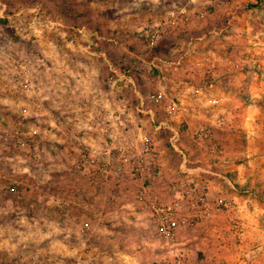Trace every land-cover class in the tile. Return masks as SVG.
Masks as SVG:
<instances>
[{"label":"rangeland","instance_id":"374dc122","mask_svg":"<svg viewBox=\"0 0 264 264\" xmlns=\"http://www.w3.org/2000/svg\"><path fill=\"white\" fill-rule=\"evenodd\" d=\"M177 7L188 19L171 24L170 34L156 44H147L143 34L154 19H166ZM196 15L201 17L196 20ZM205 55L216 58L217 75L211 78L193 68ZM259 55H264V0H0V264H75L95 258L96 264H115L112 256L121 259L127 236L131 246L126 247L138 254L133 246L145 234L154 236L155 226L147 203L137 196L139 181L153 195L161 193L160 201L172 200H167L170 187L182 177L160 186L150 163L159 138L168 148L176 131L177 143L186 142L181 135L189 128L175 114L184 101L197 98L189 87H207V95L217 98L219 69L249 70L251 57L255 61ZM23 75L28 90L15 88ZM158 90L162 98L151 101ZM213 103L207 106L212 113ZM159 121L167 128L156 129ZM217 125L193 122L198 133L227 132ZM129 146L135 154L127 160ZM182 147L181 154H171L177 165L183 156L193 162L207 157L204 148L188 154ZM86 153L95 165L85 163ZM140 159L141 175L134 168ZM109 167L113 171L100 170ZM132 173L139 181L126 192H113L117 186L111 184L92 195L91 181H116ZM252 176L264 184V171L255 168ZM253 186L241 191L255 192ZM258 189L264 197V188ZM133 214L139 216L127 234ZM225 222L221 215V226ZM260 222L264 226V214ZM107 228L115 233L105 234ZM231 243L233 250L221 259L235 258L241 242L232 238Z\"/></svg>","mask_w":264,"mask_h":264},{"label":"crops","instance_id":"0c3cea01","mask_svg":"<svg viewBox=\"0 0 264 264\" xmlns=\"http://www.w3.org/2000/svg\"><path fill=\"white\" fill-rule=\"evenodd\" d=\"M2 5L4 6V4ZM215 59L205 55L200 63L197 62L198 65H193V68L197 67L202 70L199 73L211 78L213 75H217ZM251 62H254L253 68L249 70L232 68V71L236 70L234 74L229 73L228 68L219 69L222 78L227 76L229 79H226V81L221 78V86L216 89L221 92V95L217 98L212 99L207 95V87L191 84L189 89L195 92L197 98L184 101L180 104L181 112L175 114V118L182 116V120L187 123L189 128V130H185L187 132L183 131L182 135L180 134L186 136V142L183 138H181L180 143H177L178 138L175 142L170 139L168 149L166 148V140L162 142V137L159 138L157 152L152 157L153 162L150 163L151 169L155 170V175L153 174L152 178L155 181L158 180L156 184L160 186L167 184L168 187L171 181L167 182L169 178L177 179L181 176L187 178L190 185L193 186L192 194L203 188L209 206L207 213L192 218L191 222L180 227L174 234L173 239L169 241L158 234L155 225L153 228L154 236L148 237L145 234L142 241L137 246H133L138 254L130 252L131 248L129 250L126 247L131 246L129 236H127L122 241L126 243H123L120 250L122 252L121 259L112 256L113 260H116L115 264H165L179 254L185 255L190 264H264V226L260 224L261 216L264 214V197L258 189L259 187L264 188V184L258 182L254 178L255 176H252L255 168L264 171V55L257 56L255 61L251 57ZM213 102H215L217 108L212 113V110L207 106L208 104H214ZM201 105L205 106L204 109L202 107L195 109L196 106ZM183 110L186 111L183 112ZM193 122L217 123L218 127L224 125L221 128H225L224 130L227 132L221 133L217 129L215 136L209 130L198 133L194 130L196 127L193 126ZM228 123H230V126L227 125ZM138 125L144 126L143 124ZM138 130L140 131L139 134H143L140 128ZM127 133L124 135L130 138L131 134ZM182 146L186 150L188 149V154L203 151L201 148H204L203 153L207 157L201 162L197 160L193 162L191 158L189 161L186 159L183 162L182 159L177 165V161H172L171 156L174 155V152L181 154ZM129 147L131 148V146ZM126 151L128 156H125V159L127 160L131 154H135L134 148H131V150L127 148ZM245 154L248 158L246 163L241 162L238 157ZM122 157L124 159L123 155ZM259 163L261 169L258 166ZM146 168L144 167V169ZM216 169L221 170L223 174L216 172ZM100 170L106 173V171H113V168L109 167L108 170L101 168ZM228 170L234 171L232 175H226ZM115 171L118 172L119 170L116 169ZM199 171L203 173H196ZM137 180L138 178H135L132 173L131 175L128 174L127 178H119L116 181H113V179L107 181L106 178L104 181L101 179L100 182L91 181L94 183H90L89 186L93 189L94 194L92 195H95L98 189L107 188L111 184L118 188H114L113 192L119 190L126 192L125 187L129 186L130 183L137 182ZM139 182L140 185L142 183L146 184L144 180ZM251 182L259 185L255 187L251 185ZM121 185L124 187L122 188ZM249 186H253L258 191L250 192L248 189H245L244 192L241 191V188ZM113 192L112 195L110 193V200L114 197ZM159 195L161 196V193ZM159 195L156 194L158 198H160ZM172 198V194H169L167 200ZM180 203L182 209L188 211L186 208L187 202L181 201ZM90 214L96 216L94 210ZM221 215L227 218V222L223 223L222 226ZM137 216L139 215L133 214L129 217L128 226L126 227L127 234L132 233V230L135 229L134 225L130 224H135L134 219ZM232 217L237 218L240 222V227L237 230L232 227ZM62 229L67 231L68 225L63 224ZM104 230L108 232L105 234L110 233L113 235L115 233L110 228ZM91 231L94 232L93 227ZM232 238H238V241L241 242L239 251L234 253L236 256L233 259H221V255L225 251L233 250ZM115 245L117 244L115 243ZM63 248L64 253L70 250L68 244H65ZM94 260L80 261V259H77L75 264H96V258Z\"/></svg>","mask_w":264,"mask_h":264},{"label":"built area","instance_id":"2783aa9c","mask_svg":"<svg viewBox=\"0 0 264 264\" xmlns=\"http://www.w3.org/2000/svg\"><path fill=\"white\" fill-rule=\"evenodd\" d=\"M201 16L196 15V20ZM188 15L185 13V9L173 8L167 14L166 19L160 20L158 18L154 19V23L150 29L146 30L143 34L144 40L149 45L156 44L162 38L168 36L171 30V24H175L178 20L186 21ZM72 40V39H71ZM24 67L21 69L23 70ZM25 73V72H23ZM127 80H130V77L125 76ZM29 79L27 76L23 75L19 81V87L15 85V88H20L22 90H28ZM163 96V91L158 90L153 96L151 101L159 102ZM170 108V106L168 107ZM150 111V110H149ZM156 129L163 130L167 128L166 122L159 121L156 124ZM178 138V133L172 131L170 139L172 142H175ZM149 145H145L143 151H147ZM85 163L90 165H95V160L90 157L87 153L83 155L82 158ZM186 161V158H183V162ZM135 171L140 175L143 171V165L140 161L136 162L134 165ZM193 186L190 185L189 181L185 178L176 180L170 187L172 193V200L162 202L160 201L153 193L149 190L148 186L145 183H142L138 190L137 196L139 200L147 203L149 213L154 219L156 229L158 234L165 240H172L176 231L187 224H189L192 218L199 217L201 214L207 213L209 206L207 203V195L203 188L197 190L195 194L193 192ZM181 201L187 202V210L182 209ZM232 227L234 230L239 229L240 222L237 218H231ZM166 264H190L186 256L179 254L172 258Z\"/></svg>","mask_w":264,"mask_h":264}]
</instances>
